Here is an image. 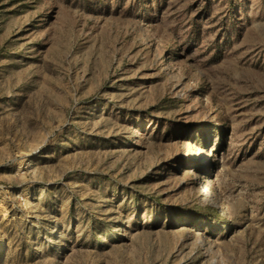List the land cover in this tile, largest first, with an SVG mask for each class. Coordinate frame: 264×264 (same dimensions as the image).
I'll use <instances>...</instances> for the list:
<instances>
[{"label":"rangeland","instance_id":"374dc122","mask_svg":"<svg viewBox=\"0 0 264 264\" xmlns=\"http://www.w3.org/2000/svg\"><path fill=\"white\" fill-rule=\"evenodd\" d=\"M0 264H264V0H0Z\"/></svg>","mask_w":264,"mask_h":264},{"label":"trees","instance_id":"16d2710c","mask_svg":"<svg viewBox=\"0 0 264 264\" xmlns=\"http://www.w3.org/2000/svg\"><path fill=\"white\" fill-rule=\"evenodd\" d=\"M210 216V215H209Z\"/></svg>","mask_w":264,"mask_h":264}]
</instances>
